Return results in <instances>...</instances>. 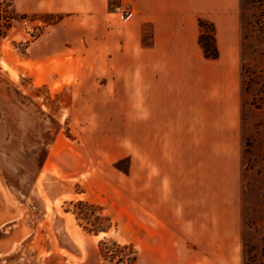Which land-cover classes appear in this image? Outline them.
<instances>
[{"label":"rangeland","instance_id":"374dc122","mask_svg":"<svg viewBox=\"0 0 264 264\" xmlns=\"http://www.w3.org/2000/svg\"><path fill=\"white\" fill-rule=\"evenodd\" d=\"M259 10L237 0L238 112L204 94L164 118L132 100L131 0H0V264H115L103 242L132 264H264Z\"/></svg>","mask_w":264,"mask_h":264},{"label":"crops","instance_id":"0c3cea01","mask_svg":"<svg viewBox=\"0 0 264 264\" xmlns=\"http://www.w3.org/2000/svg\"><path fill=\"white\" fill-rule=\"evenodd\" d=\"M103 6L106 0H88ZM135 11L130 41L131 75L138 80L146 117H195L204 94L216 96L229 114L239 109V24L237 0H131ZM198 18L216 28L217 59L203 56L198 44ZM151 26L150 43L142 44V24ZM222 24L232 30V38L222 44ZM124 45V44H123ZM204 81L208 84L204 86ZM213 84V87L209 85Z\"/></svg>","mask_w":264,"mask_h":264},{"label":"trees","instance_id":"16d2710c","mask_svg":"<svg viewBox=\"0 0 264 264\" xmlns=\"http://www.w3.org/2000/svg\"><path fill=\"white\" fill-rule=\"evenodd\" d=\"M253 3H256L258 7L260 8L258 16H257V24L261 27L260 24H262V20L264 19V0H250ZM14 16V15H13ZM15 17L10 16H4L0 14V37H4L6 33L11 28V20ZM53 23V22H52ZM51 24V23H50ZM198 26L200 28V35L198 37V44L200 48L202 49L203 56L207 59H217L219 56L218 49L216 46V38H215V26L212 22H209L203 18H198ZM205 27L210 28V34L212 39V46L211 50L207 49L204 43L206 33L204 32ZM102 253H104L105 256L110 254L111 259H116L115 264H132L135 261V253L132 251L131 245H120L117 243H112L111 247H115V250H111L107 246L106 242L102 243Z\"/></svg>","mask_w":264,"mask_h":264}]
</instances>
